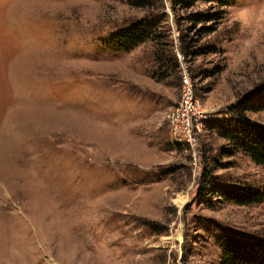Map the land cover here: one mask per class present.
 Returning <instances> with one entry per match:
<instances>
[{"label":"rangeland","instance_id":"rangeland-1","mask_svg":"<svg viewBox=\"0 0 264 264\" xmlns=\"http://www.w3.org/2000/svg\"><path fill=\"white\" fill-rule=\"evenodd\" d=\"M183 6L0 0V264H221L219 230L264 241V201L218 195L264 189L219 130L264 125L244 109L264 101V0H230L205 35L189 17L214 4ZM140 21L159 46L105 44ZM180 56L210 110L194 147L171 126Z\"/></svg>","mask_w":264,"mask_h":264},{"label":"trees","instance_id":"trees-1","mask_svg":"<svg viewBox=\"0 0 264 264\" xmlns=\"http://www.w3.org/2000/svg\"><path fill=\"white\" fill-rule=\"evenodd\" d=\"M153 0H128V3L136 7H145ZM183 7L190 8L198 2L214 4L211 11H196L189 17L191 26L189 30H196L200 34H210L215 30L217 23L224 18L223 7L228 5L230 0H181ZM140 21L130 26L120 29L110 34L105 40V44L115 50L128 51L145 42L151 41L156 46L160 45L159 36L153 25ZM202 24L201 27L199 25ZM185 57L188 50L181 47ZM217 53L219 49L214 45H209L198 50V53ZM156 60L160 63L163 56H158ZM245 110L264 109V101L260 104H251L244 107ZM221 135L225 137L230 148L227 154L233 155L241 151L258 165L264 167V125L241 124L239 130L221 129ZM219 197L223 200L231 201L240 205H249L264 201V189L249 187L222 188L218 191ZM216 242L221 249V264H264V241H248L235 235L234 233L219 230L215 234Z\"/></svg>","mask_w":264,"mask_h":264},{"label":"built area","instance_id":"built-area-1","mask_svg":"<svg viewBox=\"0 0 264 264\" xmlns=\"http://www.w3.org/2000/svg\"><path fill=\"white\" fill-rule=\"evenodd\" d=\"M183 58L180 56L181 64ZM181 69V97L171 114V126L176 140L185 141L194 147L204 133L205 121L210 115V110L202 105L201 100L196 95L188 68L182 64Z\"/></svg>","mask_w":264,"mask_h":264}]
</instances>
